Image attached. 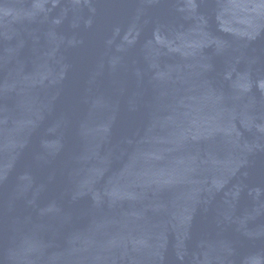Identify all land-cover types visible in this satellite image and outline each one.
<instances>
[{"label":"water","instance_id":"water-1","mask_svg":"<svg viewBox=\"0 0 264 264\" xmlns=\"http://www.w3.org/2000/svg\"><path fill=\"white\" fill-rule=\"evenodd\" d=\"M0 264H264V0H0Z\"/></svg>","mask_w":264,"mask_h":264}]
</instances>
